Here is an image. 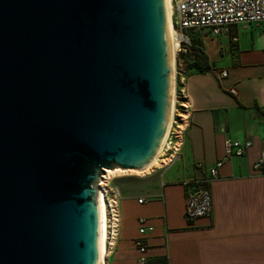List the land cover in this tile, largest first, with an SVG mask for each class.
Listing matches in <instances>:
<instances>
[{
  "label": "water",
  "instance_id": "obj_1",
  "mask_svg": "<svg viewBox=\"0 0 264 264\" xmlns=\"http://www.w3.org/2000/svg\"><path fill=\"white\" fill-rule=\"evenodd\" d=\"M169 0H0V264H99L106 169L172 118Z\"/></svg>",
  "mask_w": 264,
  "mask_h": 264
},
{
  "label": "crops",
  "instance_id": "obj_2",
  "mask_svg": "<svg viewBox=\"0 0 264 264\" xmlns=\"http://www.w3.org/2000/svg\"><path fill=\"white\" fill-rule=\"evenodd\" d=\"M190 36L211 70L188 68L191 59L184 56L177 63V88L190 110L180 157L115 177L119 218L104 264H138L140 217L153 227L143 264H264V160L255 167L264 151V23L231 25L218 35L197 29ZM227 139L252 145L225 161L210 183L211 215L190 221L182 181L207 175Z\"/></svg>",
  "mask_w": 264,
  "mask_h": 264
},
{
  "label": "built area",
  "instance_id": "obj_3",
  "mask_svg": "<svg viewBox=\"0 0 264 264\" xmlns=\"http://www.w3.org/2000/svg\"><path fill=\"white\" fill-rule=\"evenodd\" d=\"M173 8L175 17L172 14V22L178 41L175 63H178L180 55L186 54L192 46L190 36L192 30L208 29L213 35H218L231 25L264 23V0H174ZM226 75V70H221L219 73L220 77ZM230 92L236 94L234 88H231ZM174 94V112L168 134L161 148L159 167L169 166L180 157L185 133L190 125L189 105L184 101V95L182 91L178 90L177 83ZM251 145L249 140L227 139L224 155L206 168L207 175L182 181L185 187V215L188 220L192 221L211 215L210 183L217 177L218 171L225 161L231 157L245 155ZM263 160L264 151L260 154L255 167H260ZM197 167L205 168L201 163H198ZM104 176L105 174L101 175L98 188L102 193L106 210L107 246H109L116 235L121 190L117 184L111 183L110 177L105 179ZM146 222V218H138L139 236L134 240L139 252L138 264H143L146 260L145 236L153 230V227Z\"/></svg>",
  "mask_w": 264,
  "mask_h": 264
},
{
  "label": "bare ground",
  "instance_id": "obj_4",
  "mask_svg": "<svg viewBox=\"0 0 264 264\" xmlns=\"http://www.w3.org/2000/svg\"><path fill=\"white\" fill-rule=\"evenodd\" d=\"M169 5H170V19H171V27H172V35H173V48H174V93H175V88H176V69H175V55H176V50L178 46V41L175 36V30L173 27V22H172V14H173V9H172V2L169 0ZM175 95V94H174ZM174 112V100H173V108H172V114ZM172 120V118H171ZM171 123V122H170ZM170 128V125H169ZM169 131V129H168ZM168 134V132H167ZM161 155V150L158 153L157 157L154 159V161L148 166L145 167L141 171H137L135 169H122L119 167L113 168L112 170L106 169L104 171V178H109L111 175H117V174H123V173H129V172H135V173H144L150 171L154 166L160 165L159 157ZM102 197V195H101ZM102 202H103V210H102V238H101V247H100V256H99V264H104V258L106 254V249H107V238H108V225H107V217H106V210L104 206V201L102 197Z\"/></svg>",
  "mask_w": 264,
  "mask_h": 264
},
{
  "label": "trees",
  "instance_id": "obj_5",
  "mask_svg": "<svg viewBox=\"0 0 264 264\" xmlns=\"http://www.w3.org/2000/svg\"><path fill=\"white\" fill-rule=\"evenodd\" d=\"M183 56L191 59V61L187 63L188 68H195L200 72L211 70L206 55L195 45V43H193V41L188 52L184 55H180V58Z\"/></svg>",
  "mask_w": 264,
  "mask_h": 264
},
{
  "label": "rangeland",
  "instance_id": "obj_6",
  "mask_svg": "<svg viewBox=\"0 0 264 264\" xmlns=\"http://www.w3.org/2000/svg\"><path fill=\"white\" fill-rule=\"evenodd\" d=\"M171 2H172V9H173V17H175V12H174V8H173V6H174V0H171ZM175 69L177 70V63H175ZM128 174H139V173H135V172H129V173H123V174H117V175H111L110 176V178H111V180H112V184H114V180H115V177H117V176H122V175H128Z\"/></svg>",
  "mask_w": 264,
  "mask_h": 264
}]
</instances>
